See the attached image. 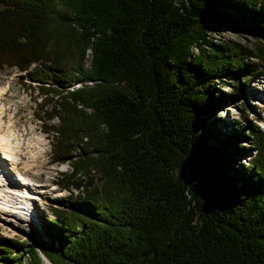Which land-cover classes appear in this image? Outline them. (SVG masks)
I'll return each instance as SVG.
<instances>
[{"label": "trees", "instance_id": "obj_1", "mask_svg": "<svg viewBox=\"0 0 264 264\" xmlns=\"http://www.w3.org/2000/svg\"><path fill=\"white\" fill-rule=\"evenodd\" d=\"M226 22L254 39L214 42ZM263 58L264 0H0V67L41 95L71 166L56 181L77 188L37 215L53 240L31 226L0 264H264V127L244 106L246 135L203 141L218 86L242 92Z\"/></svg>", "mask_w": 264, "mask_h": 264}, {"label": "rangeland", "instance_id": "obj_2", "mask_svg": "<svg viewBox=\"0 0 264 264\" xmlns=\"http://www.w3.org/2000/svg\"><path fill=\"white\" fill-rule=\"evenodd\" d=\"M227 8L235 11V8H232L229 5ZM211 30L214 42L228 39L235 41L239 40L244 44H249V42L254 39L251 32L244 31L241 28L235 30L231 28V25L227 22L219 26H214ZM255 62L259 63L257 65V73L254 75L252 74L253 76L249 82L243 84L242 92L234 93V88L231 84L232 82L229 80L218 86L220 88L223 87L226 92L233 93L228 98L230 101L225 99L220 100V106L216 107L214 111L207 113L208 115H205V125L210 134H208V137L203 141H206L207 143L210 142L218 147L219 145H222V139L230 138L229 136L231 135L229 134H232L233 129H236L235 131L237 133L246 135L247 127L243 126V128H239V126H237L238 123H235L234 121L236 119H241L240 113L243 111L244 106L246 111H243V114L246 115V122L250 123V121H253L254 123L264 126V58L255 59ZM26 75L27 74L24 71H19L15 66L5 68L0 67V85L4 86H0V88H4V92L0 95V105L2 106L3 112L2 119L0 118L1 127L5 128L7 123H12L15 130H17L16 132L21 134V138L25 143L29 141L28 139H31L32 136L40 137L42 143H36V149L33 153L32 147L31 149H28L33 155L36 152L34 157H28V154L26 153L27 149L23 150V148H26L27 144H25V146L23 145V151H20L19 154L21 163L22 161H31L33 159L32 165L30 168L28 167L25 169V173L28 174L27 176L31 177L33 180L35 179L42 185H40L41 187H35L37 198L30 203L34 210L32 215L27 217L25 216L26 214H24L18 218L17 216L19 215L15 214L16 217L8 215L9 217H7V219H0V243L8 242L6 240L10 237L15 238L17 236L20 238H27L26 232H29L31 226H37L38 233H40V236H43L42 238L47 242H49L50 239L53 240V236L50 235V233H45L44 230H41L40 219L37 215L39 213L44 214L48 212L49 203L56 202L55 198L63 197L64 194L70 191L68 188H54L52 183V180L54 182L56 181L57 174L71 171V166L67 163V159L59 162L52 156L50 148L52 146L53 136L44 132V125L39 119H37V113H43L37 105V100H39L41 95L38 97L36 92L37 89L34 88L32 84L25 82V79L27 78ZM258 93H260V97L257 98ZM256 115H260L262 119L257 121L254 120ZM51 122L55 123L56 118H52ZM217 128L220 130L218 131ZM253 152L254 150H250L246 154L239 155V158L236 160H230V162H228L229 170H231L233 166H237V168L240 169V167L246 165L248 161L247 159L253 154ZM20 166H22V164ZM235 167L233 173H236L237 171ZM71 190L72 191L69 193L74 196L77 188L73 187ZM9 246H11V244H9ZM11 248L14 249V247ZM20 250L21 249H14L13 254L18 256ZM23 259L26 260L25 253ZM41 261L43 264H51L42 253Z\"/></svg>", "mask_w": 264, "mask_h": 264}, {"label": "bare ground", "instance_id": "obj_3", "mask_svg": "<svg viewBox=\"0 0 264 264\" xmlns=\"http://www.w3.org/2000/svg\"><path fill=\"white\" fill-rule=\"evenodd\" d=\"M1 91H3V88H0V95ZM258 97H260V93L257 94V98ZM16 131L17 130H15L12 123H7L6 127L2 128L0 119V158L10 163V167L14 169V173L17 176V178L14 179L13 176H11V174L8 172V170H5L6 167L0 159V162L2 163V167L0 166V219H7V217H9L8 215H13L15 217L16 215H19L17 216L18 218H20V216H23L24 214H26L25 216L27 217L32 215L34 210L33 207L29 205L30 201L32 200H28L27 197H24L23 193L27 192L29 196L36 197L37 194L35 191V187L42 185L37 181L34 182L32 178L28 177L25 174V169H27L28 167L30 168L33 159L31 161H22L21 163L19 154L20 151L27 149L26 153L28 155L26 153L25 154L28 157H34L36 152L33 155L30 153V151H28V149H31L32 147L33 153V151L36 149V143H42L41 139L39 136H32L31 139L29 138V141L25 143V141H23V139L21 138V134L17 133ZM25 144H27L26 148H23V145L25 146ZM21 164L22 166H20ZM7 203L14 204L16 208H13V205H8ZM9 206L14 211L10 210Z\"/></svg>", "mask_w": 264, "mask_h": 264}]
</instances>
